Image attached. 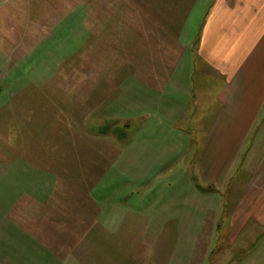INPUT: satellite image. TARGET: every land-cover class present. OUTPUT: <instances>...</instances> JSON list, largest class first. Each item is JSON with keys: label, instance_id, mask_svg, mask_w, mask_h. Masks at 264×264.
<instances>
[{"label": "rangeland", "instance_id": "374dc122", "mask_svg": "<svg viewBox=\"0 0 264 264\" xmlns=\"http://www.w3.org/2000/svg\"><path fill=\"white\" fill-rule=\"evenodd\" d=\"M211 2L0 0V24L27 27L0 36V264H261L243 230L264 227L241 222L264 181V111L232 179L252 178L245 194L191 171L225 81L195 50ZM153 97L168 124L147 132Z\"/></svg>", "mask_w": 264, "mask_h": 264}, {"label": "crops", "instance_id": "0c3cea01", "mask_svg": "<svg viewBox=\"0 0 264 264\" xmlns=\"http://www.w3.org/2000/svg\"><path fill=\"white\" fill-rule=\"evenodd\" d=\"M206 10V12L202 13L204 17L200 31L198 30V41L196 42L195 50L198 52V56L205 58L219 70L225 81L219 94L220 99L218 98L220 106L214 112L204 138L198 143L200 154L195 158L193 162L195 166L191 171L200 184L207 182L209 184L207 185L211 186V192H217L221 186L226 188L230 185L229 193L245 194L247 189L251 187V179L255 178L257 173L264 174L263 143L260 150L261 156L258 159L260 165L256 167L255 170L257 172L255 175L247 180L244 187H240V184L232 180L237 174L235 173V168L238 164V159L241 158L240 155L246 146L248 138L256 126L258 118L264 111V0H213ZM20 17L14 21V23H17L11 26V30L10 21H7L8 26H6V22L2 20L4 22L2 25L0 24L2 40H4L5 36L9 37L11 33L17 35L22 30ZM23 32H27L26 26L23 28ZM6 40L8 41L9 39L7 38ZM2 48L0 58L3 60L5 59L3 57L5 55L4 45ZM6 52L9 53V49ZM8 67L9 64L7 65ZM185 72L186 78L182 79L184 84L188 80V68ZM185 89H189L187 83L184 85ZM152 91L155 92L156 90L153 89ZM186 98L188 99V94H186ZM148 104V107L152 105L153 109H147V125L152 123L147 126L151 128L147 132L157 131L160 128L162 131L165 130L163 125L164 116L162 117L159 110L156 109L155 97L151 98ZM152 121H156V125L160 127L156 125L152 127ZM175 128L178 132L185 130L180 127ZM184 137L185 141L187 140L185 146L189 142L190 145L193 144L194 141L191 135ZM260 140L263 142V138ZM185 146L180 145L178 147L183 148ZM181 152V149H179L177 156H181ZM168 162L169 160H167ZM184 170L186 171V177L192 176L191 171L188 172L187 167ZM172 176L174 175L164 174L162 177H157V179H162L166 182L163 190L171 189L173 184L171 182L173 180ZM262 180H264V176ZM257 189H259L256 191L259 193V197L249 207V213L247 212L248 206H246L241 226H245L250 217H253V221L257 222L260 228L264 227V181L261 182ZM200 190L202 189H187L186 194L188 192H190L189 195L195 194L199 196L197 200L201 201L203 196ZM172 208L173 210L176 208L187 210L189 205L186 200L182 204L174 203ZM168 210H171V208H168ZM248 233L250 231L243 230V241L255 242L256 245L243 253L242 257L244 260L253 253L251 250L255 249L257 245L264 248V230L258 232L252 240L245 238ZM261 264H264V256Z\"/></svg>", "mask_w": 264, "mask_h": 264}]
</instances>
